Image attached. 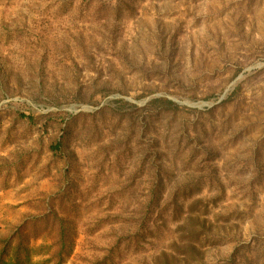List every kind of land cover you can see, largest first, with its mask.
I'll use <instances>...</instances> for the list:
<instances>
[{
  "label": "rangeland",
  "instance_id": "1",
  "mask_svg": "<svg viewBox=\"0 0 264 264\" xmlns=\"http://www.w3.org/2000/svg\"><path fill=\"white\" fill-rule=\"evenodd\" d=\"M9 235L33 264H264V0H0Z\"/></svg>",
  "mask_w": 264,
  "mask_h": 264
},
{
  "label": "trees",
  "instance_id": "2",
  "mask_svg": "<svg viewBox=\"0 0 264 264\" xmlns=\"http://www.w3.org/2000/svg\"><path fill=\"white\" fill-rule=\"evenodd\" d=\"M163 101L173 105L171 101ZM14 239L13 235L0 237V264H33L31 249L23 242L14 243Z\"/></svg>",
  "mask_w": 264,
  "mask_h": 264
}]
</instances>
